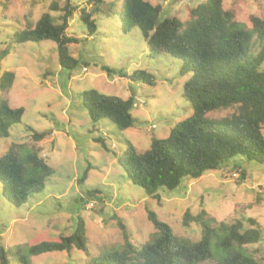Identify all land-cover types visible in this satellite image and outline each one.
<instances>
[{
  "label": "rangeland",
  "instance_id": "1",
  "mask_svg": "<svg viewBox=\"0 0 264 264\" xmlns=\"http://www.w3.org/2000/svg\"><path fill=\"white\" fill-rule=\"evenodd\" d=\"M52 1L0 0V42H8L9 49L0 61V73L14 72L6 99L10 107L23 108L20 122L9 127L7 137L0 138V154L11 143H20L26 150L37 149L52 168L44 189L32 194L21 206L11 205L0 189V242L10 252L9 264H20L19 250L30 264H83L85 254L75 247L69 253L32 255L28 251L34 243L70 233L78 216L85 221L90 254L123 243L118 221L131 243L139 247L154 230L147 218L148 210L170 225L176 235L195 241L200 237V225L189 218L184 224V213L195 215L201 208L212 223L237 218L247 227V219L255 218L261 238L249 249L264 264V163L235 155L199 178L183 177L173 189L159 187L158 198L147 196L142 187L130 181L118 157L128 144L137 151L147 149L151 137H166L178 121L192 113L190 102L182 96L188 74L180 73L179 59L167 53L150 55L139 29L124 30L118 8L107 9L111 0H104L101 12L92 14L96 30L90 35L79 19L81 8L91 12L88 0H70L77 9L66 31L79 41L69 44V50L84 62L72 70L59 65L51 40L10 42L15 27H23L27 18L35 21ZM147 1L161 4L160 18L176 14L184 19L187 7L203 0ZM222 1L225 8L235 2L239 7L238 20L250 26L247 17L257 11L253 0ZM50 13L57 18L62 12ZM103 65L121 70L124 75H108ZM137 71L152 75L154 84L132 79L130 75ZM90 89L123 99L132 97L134 124L121 130L106 119L93 121L83 106L82 96ZM231 111L223 109L207 115L220 118ZM29 128L47 134L34 140ZM95 138L102 139L104 146ZM235 166L245 171L243 179ZM85 172V180L78 182ZM90 188L99 192L88 196L86 191Z\"/></svg>",
  "mask_w": 264,
  "mask_h": 264
},
{
  "label": "trees",
  "instance_id": "2",
  "mask_svg": "<svg viewBox=\"0 0 264 264\" xmlns=\"http://www.w3.org/2000/svg\"><path fill=\"white\" fill-rule=\"evenodd\" d=\"M104 0H88L91 12L83 7L79 19L90 35L96 30L92 14L101 12ZM256 12L247 17V27L238 20L239 7L234 2L225 8L222 0H203L187 7L184 19L176 14L160 18L162 6L147 0H111L107 8H118L121 27H137L150 55L167 53L179 59L180 73L188 74L182 96L191 104L192 113L178 121L164 138L151 137L150 146L137 151L128 144L118 163L130 181L149 197L158 198L159 187L173 189L183 177L199 178L206 171L219 168L235 155L264 163V0H253ZM77 7L70 0H53L46 11L23 27H15L10 42L55 43L59 65L67 70L83 61L71 55L69 44L78 38L67 34L68 21ZM62 13L53 17L50 11ZM0 61L8 54V42H0ZM108 75L123 76L121 70L102 66ZM13 71L0 73V138L8 136L11 125L20 122L22 107L9 106L6 94L14 81ZM134 80L154 84V77L145 71L130 75ZM83 106L93 121L106 119L118 129L134 124L131 114L134 100L99 93L95 89L82 93ZM223 109L232 111L220 118L207 113ZM31 137L40 140L47 132L33 131ZM102 146V139L95 138ZM234 170L244 178L245 171ZM52 168L37 149L26 150L23 144L11 143L0 154L1 195L18 207L44 189ZM86 172L78 179L83 182ZM99 191H86L93 196ZM147 218L153 225L148 240L139 247L133 245L120 221L123 243L90 254L87 247L85 221L78 216L73 230L59 234L56 240H43L29 246L32 255L49 252L69 253L73 247L84 252L83 264H261L249 246L261 238L259 224L248 218V226L237 218L212 223L205 209L195 215L184 213L200 225V237L193 241L176 235L170 225L152 211ZM9 250L0 242V264H9ZM20 264H30L25 254L17 253Z\"/></svg>",
  "mask_w": 264,
  "mask_h": 264
}]
</instances>
